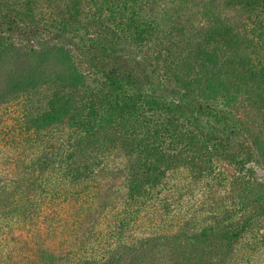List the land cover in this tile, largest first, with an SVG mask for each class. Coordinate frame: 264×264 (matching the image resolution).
I'll return each mask as SVG.
<instances>
[{"label":"trees","instance_id":"trees-1","mask_svg":"<svg viewBox=\"0 0 264 264\" xmlns=\"http://www.w3.org/2000/svg\"><path fill=\"white\" fill-rule=\"evenodd\" d=\"M0 264H264V0H0Z\"/></svg>","mask_w":264,"mask_h":264}]
</instances>
